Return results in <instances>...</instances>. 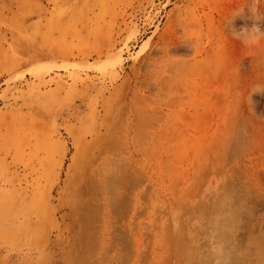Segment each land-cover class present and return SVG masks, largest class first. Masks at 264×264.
Here are the masks:
<instances>
[{
    "label": "rangeland",
    "instance_id": "obj_1",
    "mask_svg": "<svg viewBox=\"0 0 264 264\" xmlns=\"http://www.w3.org/2000/svg\"><path fill=\"white\" fill-rule=\"evenodd\" d=\"M101 127L137 211L78 250L45 194ZM220 187L231 247L264 241V0H0V264H171Z\"/></svg>",
    "mask_w": 264,
    "mask_h": 264
},
{
    "label": "bare ground",
    "instance_id": "obj_2",
    "mask_svg": "<svg viewBox=\"0 0 264 264\" xmlns=\"http://www.w3.org/2000/svg\"><path fill=\"white\" fill-rule=\"evenodd\" d=\"M109 135L110 130L101 127L90 139L73 137L74 152L70 158L67 145L64 144L61 156L56 162L58 173L55 181L46 190L48 201L57 200V205L49 207L47 212L48 216L57 222L54 228L57 238L67 234L70 237L69 245L78 250L107 245L103 238L105 231L131 230V221L137 211L139 191L135 173L131 165H122L116 145ZM66 161L70 162L67 166ZM55 187L58 189L53 194ZM222 189L220 187L221 191ZM227 189L229 191L228 187ZM224 191L219 196L215 195L216 198L213 195L215 199L212 198L211 204L199 208L196 228L192 231L198 240L195 248L190 246L187 256L179 254L182 253L179 245L168 248L171 264H176V259L179 262L177 264H264L262 237V240L253 239L251 247L246 250L231 247L230 228L240 200L236 203L234 193L230 195ZM190 212L189 210L188 213ZM201 241L206 243V246H203ZM51 243L56 244L55 240L49 241V244ZM181 255L182 261H178Z\"/></svg>",
    "mask_w": 264,
    "mask_h": 264
}]
</instances>
